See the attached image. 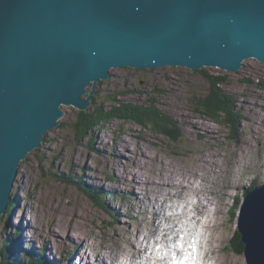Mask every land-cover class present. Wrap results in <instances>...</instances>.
<instances>
[{
	"label": "rangeland",
	"instance_id": "374dc122",
	"mask_svg": "<svg viewBox=\"0 0 264 264\" xmlns=\"http://www.w3.org/2000/svg\"><path fill=\"white\" fill-rule=\"evenodd\" d=\"M200 72H107L109 78L95 90L93 84L89 91L86 87L81 100L94 91L90 107L95 102L107 108L106 98L115 96L130 103L155 101L177 123L180 140L170 142L136 124L112 121L78 142V112H63L59 126L19 164L10 210L0 218V254L5 252L0 262L7 256L12 264H61L67 257L76 263L84 254V264L93 258L109 263L110 255L120 261L131 247L136 258L147 261L157 253L155 241L165 249V231H159L158 221L164 228L170 222L176 225V240L184 237V245L193 251L188 237L196 235L201 245L207 243L201 234L211 230L205 223L206 214L213 212L207 220H216L212 230L219 260L247 264L244 248L239 252L238 219L244 192L254 182L264 184V67L243 62L235 72L202 71L227 79L222 88L242 116L233 141L226 128L190 105L209 88ZM67 174L75 184L57 179ZM185 178L192 183L179 188L182 197L168 195L170 186L176 190L174 185H183ZM88 191L98 193L102 206ZM197 201L203 202L199 209L205 214L194 212ZM171 232L172 227L166 234ZM148 241L152 245L143 252L140 247ZM205 249L200 246L201 256ZM13 253L20 258L13 260ZM207 261L202 259V264Z\"/></svg>",
	"mask_w": 264,
	"mask_h": 264
},
{
	"label": "water",
	"instance_id": "95a60500",
	"mask_svg": "<svg viewBox=\"0 0 264 264\" xmlns=\"http://www.w3.org/2000/svg\"><path fill=\"white\" fill-rule=\"evenodd\" d=\"M264 67V0H0V218L21 161L84 112L107 72ZM206 67V68H205ZM238 231L264 264V184L247 192Z\"/></svg>",
	"mask_w": 264,
	"mask_h": 264
},
{
	"label": "trees",
	"instance_id": "16d2710c",
	"mask_svg": "<svg viewBox=\"0 0 264 264\" xmlns=\"http://www.w3.org/2000/svg\"><path fill=\"white\" fill-rule=\"evenodd\" d=\"M203 80L209 85V88L202 97H196L190 100V105L193 109L207 117L210 121L223 126L228 130L230 140H235L239 134V124L242 116L238 111L237 105L231 95H228L222 88L227 84V79L220 76H213L204 72H200ZM264 89V83L260 85ZM93 100V99H92ZM107 108L104 105H97L95 102L89 106L84 112H78L74 122L75 139L82 142L86 139L88 133L92 130L102 128L112 121H120L124 123L136 124L142 129H147L154 135L162 136L170 142L180 140L179 127L165 112L157 107V103L153 100H146L142 103H130L117 99V97H107ZM62 126V125H61ZM56 177V176H55ZM57 179L66 184H75L69 175H59ZM80 191L83 184L77 182ZM256 186L254 182L247 189V192ZM91 199L96 202V205L102 206L101 199L98 193L88 191ZM13 197V195H12ZM9 203L6 212L10 210ZM239 252L243 251V244L240 241L241 237L237 235ZM10 245V244H9ZM12 246V244L10 245ZM19 253V252H18ZM18 253H13V260L19 257ZM15 254V255H14ZM5 256V252L0 254ZM12 256V254H11ZM20 258V257H19ZM6 256V262L3 264H12ZM0 264H2L0 262Z\"/></svg>",
	"mask_w": 264,
	"mask_h": 264
},
{
	"label": "bare ground",
	"instance_id": "6f19581e",
	"mask_svg": "<svg viewBox=\"0 0 264 264\" xmlns=\"http://www.w3.org/2000/svg\"><path fill=\"white\" fill-rule=\"evenodd\" d=\"M108 74V73H107ZM109 77H107V78H105V79H108ZM105 79H103V80H105ZM91 100H92V98H91ZM90 100V101H91ZM42 142V141H41ZM16 178V177H15ZM186 179V178H185ZM187 181H183L182 183H183V185H186V186H183V185H180V184H175L174 185V187L176 188V190L172 187V186H170L171 187V192H169V194L168 195H171L172 197H176V196H179V197H182V193L180 192V190H179V188H182V189H184V188H190V186H188V184H191L192 182L189 180V179H186ZM180 183V182H179ZM185 183V184H184ZM200 184V183H199ZM163 185H166L165 183H163ZM250 186H252V185H250ZM166 187H169V186H167L166 185ZM246 192V191H245ZM227 202V201H226ZM199 203V201H197V203L196 204H198ZM208 204H209V201H208ZM200 206H204V204H203V202H201V204H198V205H194L193 206V208H195V210H194V212L196 213V215L197 216H199V215H203V214H205V213H202L201 212V209H199L200 208ZM171 209V208H170ZM158 212V211H157ZM156 212V213H157ZM170 212V211H169ZM199 213V214H198ZM158 214V213H157ZM207 215V217L209 218V216H212L213 215V212H211L210 214H206ZM156 217V216H155ZM207 217H206V223H205V227L207 228V229H210L211 228V230L209 231V232H206V230L203 232V234H201V237L202 238H204L205 236L208 238V241H207V243L206 242H202V245H201V247L203 246H206V251H204V253H203V256H201V258L202 259H207L208 261L206 262V263H204V264H209V262L211 261H213L215 264H230L229 263V261H225V260H223V261H221V260H219V256H218V254L217 253H215V249H214V244L217 242V239H216V237L214 236V233H213V230H212V227L213 226H215V224H216V220H214V223L212 222V219H209V223H208V220H207ZM195 218H196V220H195ZM197 218L198 217H194L193 216V220H195L196 222H198V220H197ZM21 220V219H20ZM157 220V219H156ZM148 223V222H147ZM23 223H21V226L23 227V228H26L27 226H28V224L26 225V223L24 222V224L22 225ZM170 226L169 227H165L164 228V226L158 221V223L156 224L157 225V227L158 228H161V226H162V228L161 229H159V231H161L162 229H164V231H165V234L163 235V238L161 239V241H166L165 243H166V245H165V248H168V249H170V250H174L173 249V247H177V244L180 242V240L178 241V240H176V238H177V235H178V233H179V230L178 229H176L175 230V228H176V225H173L172 224V222H170ZM206 224H208V225H206ZM154 225V224H153ZM11 228H14L15 229V227L16 226H12V225H9ZM170 227H172V232L170 233V235L168 236L167 234H166V231H169L170 230ZM17 228V227H16ZM68 229H70V228H67L65 231V233H68ZM18 230H20L19 228H18ZM17 230V231H18ZM23 230V229H22ZM66 235V234H65ZM55 236V235H54ZM161 236L162 235H160V238H161ZM192 237H194V236H191L190 235V237H188L189 238V240H190V244H191V246H193L192 244H194L195 242L193 241V238ZM29 241L30 240H28V241H26L25 242V244L26 243H28L29 244ZM133 243V242H132ZM33 244V243H32ZM148 244H149V248L151 247V243L148 241V243H147V245L145 246V247H142L141 245V247H140V249L143 251V252H145L146 250H148ZM127 245V244H126ZM129 245H133V246H135L134 247V249H136L137 247H136V244L134 245V244H129ZM26 246V245H25ZM184 246H186V245H184ZM195 246H196V244H195ZM82 247V246H81ZM153 248H155V249H157V253H155V257L154 258H150L149 260L147 259V261H145V259L143 260V258H139V257H137L136 258V256H134L133 254H132V247H131V249H130V251H127V253H125L121 258V260L119 261L118 259H116L115 257H112V256H114V255H110L109 256V263L108 262H106L105 261V259L103 258V262H102V260H100V259H98V258H93V261L92 260H90V261H88V262H90L89 264H173V263H171V258H170V255H168V254H166V252H163V250H166V249H162L161 248V246L157 243V241H155L154 243H153ZM203 249V248H202ZM126 250V249H125ZM39 252H41L40 250H38ZM119 251H120V248H119ZM172 252H174V251H171L170 253H172ZM42 253V252H41ZM120 254H121V251H120ZM132 255H133V257H132ZM180 255V258L182 259V261L184 262V263H186V264H194L195 263V261H194V254H193V251L192 250H189L188 248H186V250H185V252H184V254L183 253H181V252H179L178 253V256ZM40 256H42V255H40ZM84 256V254H82V255H79V256H77L78 257V260H77V262L76 263H74L73 261H70V259L67 257L66 258V260L65 261H63V260H61V264H84V262L86 261L85 259L86 258H84L83 257ZM185 257H187V259H185ZM47 258H48V256H47ZM213 259V260H212ZM215 260V261H214ZM54 264V263H53ZM88 264V263H87ZM232 264V263H231Z\"/></svg>",
	"mask_w": 264,
	"mask_h": 264
},
{
	"label": "snow or ice",
	"instance_id": "6c2138e0",
	"mask_svg": "<svg viewBox=\"0 0 264 264\" xmlns=\"http://www.w3.org/2000/svg\"><path fill=\"white\" fill-rule=\"evenodd\" d=\"M185 259H187V257H185ZM180 264H184V262H183V261H181V262H180Z\"/></svg>",
	"mask_w": 264,
	"mask_h": 264
}]
</instances>
